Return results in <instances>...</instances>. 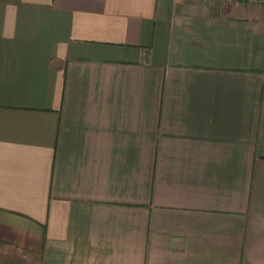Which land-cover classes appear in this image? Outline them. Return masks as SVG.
<instances>
[{
	"label": "crops",
	"instance_id": "0c3cea01",
	"mask_svg": "<svg viewBox=\"0 0 264 264\" xmlns=\"http://www.w3.org/2000/svg\"><path fill=\"white\" fill-rule=\"evenodd\" d=\"M0 264H264V3L0 0Z\"/></svg>",
	"mask_w": 264,
	"mask_h": 264
},
{
	"label": "built area",
	"instance_id": "2783aa9c",
	"mask_svg": "<svg viewBox=\"0 0 264 264\" xmlns=\"http://www.w3.org/2000/svg\"><path fill=\"white\" fill-rule=\"evenodd\" d=\"M236 1H260V2H263L264 3V0H236Z\"/></svg>",
	"mask_w": 264,
	"mask_h": 264
}]
</instances>
